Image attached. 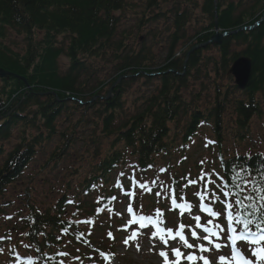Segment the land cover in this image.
Masks as SVG:
<instances>
[{
  "label": "trees",
  "instance_id": "16d2710c",
  "mask_svg": "<svg viewBox=\"0 0 264 264\" xmlns=\"http://www.w3.org/2000/svg\"><path fill=\"white\" fill-rule=\"evenodd\" d=\"M158 1L166 3L171 0H147V4L157 7ZM216 3L217 26L221 33L254 26L264 13L261 0H255L249 8H242L240 3L228 0H216ZM125 6L126 0H0V69L24 78L28 85L14 78L1 80L4 86L0 88V158L4 153V143L10 140L13 133L17 135V143L8 151L0 166V199L10 186L18 183L27 173L41 144L59 135L56 122L63 117V113L81 108L77 100L84 97H88V101L95 98L91 105H87L86 101L84 111L93 112L94 119L91 122L95 126L99 125L100 138L111 140L105 154L97 156V153L96 162L81 180H84L83 186L81 183L77 186V193L74 194L77 204L81 200L83 202L84 197L88 198L92 186L106 184L115 169L126 167L128 163L138 167L143 176L157 172L162 164L167 165L174 172L172 183L179 190L187 176L184 171L179 173L172 160L175 156L186 160V156L181 155L193 143V137L198 135L199 129L205 126L212 130L210 138L215 142L217 165L223 175L231 178L235 172H240V178L252 179L256 186L264 185V154L225 158L219 150L223 146L222 113L228 104L227 94H217L214 106L208 113L190 108L181 96L187 79L197 70L202 59V51L195 50L189 55L183 70L186 52L207 42L214 34L213 0H205L201 7L208 25L191 38L190 48L183 51L181 58L175 57V49L185 38L188 13L179 12V9L173 12V34L165 63L158 69L148 67L146 63L151 61V57L148 58L150 54L141 51L116 55L119 65L115 68L113 78L116 80L123 76L127 80L121 83L119 93L110 100L100 99L104 96V82L95 72L89 76L91 67L86 63V58H96L109 49L119 23L115 13L122 11ZM259 11L262 13L258 17ZM140 22H143V17ZM8 31L24 37L26 46L23 52H13L2 43ZM36 33L42 34L39 41H36ZM59 36L63 37L60 43L57 42ZM234 45L244 46V49L241 52L231 51ZM123 47L121 41L117 46L119 52ZM217 49L219 59L213 62L215 73L220 70L226 72L230 64L241 56L250 58L252 62L249 84L242 92V97L234 100L236 139L243 141L249 121L259 114L255 97L264 92V19L251 32H238L224 38ZM60 56L69 60L64 73L59 70ZM209 61L206 59L205 62L208 64ZM151 73L158 74L154 78L157 86L136 106L133 114L123 117L120 95L131 84V77L137 75L149 80ZM89 77H92L91 80ZM234 91L238 90L234 87ZM70 103L73 106H69ZM182 118H187V122L171 137L170 124L179 125ZM82 122L81 118L77 123ZM92 136L93 133L89 135ZM60 139L62 147L58 146L51 155L55 160L80 142L71 133L60 134ZM185 160L180 163L184 164ZM148 165L153 167L148 168ZM241 166L245 171H241ZM67 186L69 188L70 183ZM33 189L28 185L24 191H20L22 200L30 207V215L23 226V237L29 242L41 237L40 250H51L65 237L72 236L69 231L82 218L78 213L84 210L82 205L85 203L68 207L64 203L67 195L63 192L57 202L56 199L50 200V203L53 200L55 203H49L39 212L27 200L30 197L28 191ZM70 219L75 222L69 223ZM101 230L103 232L104 227Z\"/></svg>",
  "mask_w": 264,
  "mask_h": 264
},
{
  "label": "rangeland",
  "instance_id": "374dc122",
  "mask_svg": "<svg viewBox=\"0 0 264 264\" xmlns=\"http://www.w3.org/2000/svg\"><path fill=\"white\" fill-rule=\"evenodd\" d=\"M204 1L205 0H171L166 3H160L161 1H158L159 5L156 7L148 6L147 0H126L125 8L115 13L119 23L115 36L110 40L111 46H109V49L96 58H86V63L91 67L88 72L89 76L95 72L100 81L104 82L102 94L105 95L107 92L109 98L114 97L119 93L121 83L127 80L122 76L116 80L113 78L116 73L115 68L119 65V60L115 58L116 55L128 52L137 53L139 51L144 54H150V56L147 57H151V61L146 64H148V67L152 70L158 69V67L165 63L170 37L173 34L172 22L175 9H179V12L187 11L188 13V23L185 26V38L178 43L175 49V57L181 58L183 51L190 48L191 38L208 25L207 17L203 15L201 11ZM228 1L240 3L242 8H249L252 6L251 3L255 0ZM261 1L264 3V0ZM236 13L238 14V10ZM260 13L262 12H257L258 17ZM263 15L264 13L261 14V18H259L256 23L264 18ZM142 17L143 22H140ZM242 29L247 28L237 30H241L239 32L253 31H245ZM214 35L215 33L213 36ZM35 37L37 38H35L36 41H39L42 38V34L36 33ZM223 39L224 37L220 44ZM62 41L63 37L59 36L57 42L60 43ZM121 41L124 47L123 50L121 49L122 51L120 50L121 52H119L117 46L121 44ZM2 43L13 52H23L26 46L24 37L18 36L13 31H8L6 37L2 39ZM219 45L213 43L204 48H200L202 51V59L199 66L196 68L197 70L193 71L192 76L187 79L186 88L181 91V96L190 108H197L201 112L208 113L214 106L217 94L220 93L221 96L227 94L226 98L228 104L222 113L223 146L219 147V150L225 158L240 155L250 156L252 154L263 155L264 92L258 93L255 97V102L259 106V114L249 121L247 126L248 131L244 140L241 141L240 139H236L237 125L234 112V100L242 97V92L247 87L242 90L235 87L234 79L228 74V70L232 63L224 73L221 70L217 73L213 71V62H217L219 59L217 49ZM243 49L244 46L241 45H234L231 47V51L234 52H241ZM189 55L185 56L182 66L183 70L186 68ZM206 59H210L208 64L205 62ZM58 65L60 72L64 73L69 66L68 58L60 56ZM197 72L199 75H196ZM153 75H155V73H151L148 76L151 80L139 78L137 75L131 77V84L128 88L126 87V91L122 93V96L120 95V101H123V117H128L133 114L136 110V106L140 105L157 86V81H155V77H152ZM91 78L92 77H89L90 80ZM3 86L4 84L0 80V88ZM234 87L238 91H234ZM81 99H84L83 101L81 100V108L72 113H63V117L61 119L59 118L60 120L56 122V131L59 135H56L51 141L41 144L40 149H37V153L31 165L26 170L27 173L22 176L15 186L8 190L4 200H12V207L15 208V205L16 207H22L21 200L17 196L20 195V191H24L26 186L30 185L34 188L29 191V198L32 204H35L38 210H43L48 206L50 200L58 198L62 192L65 191L66 182L68 183L71 181L72 185L80 182L91 169V166L96 162L97 156L105 154L106 150H108L109 141L111 139L102 140V138H100L99 125L95 126L94 123L91 122V120L94 119L92 115L93 112H91V110L84 111L88 97ZM91 103L92 100L88 101L87 105H91ZM68 105L72 106L71 104ZM81 118L83 122L77 123ZM185 122H187V118H182L179 125L170 124V128L172 129L171 137H173L174 132L177 133L178 129L179 131L181 130ZM199 130L198 135L193 137V140H195L193 142L194 144L191 143L189 145V150L186 152V159H188V162L179 170V172H182L183 169H186L189 174H194L193 178L197 177L202 170L209 171L210 169H218L216 166L217 161L215 160V150L217 149L215 146L212 147L208 143L212 136V130L206 126L201 127ZM70 133L71 135L74 134V137L80 140V142L74 145L72 149H69L64 155H60L57 160L54 158L52 159L51 155L54 154V150L58 146L62 147L63 145L60 134ZM92 133L93 136L89 137ZM81 139L83 140L81 141ZM16 143L17 135L13 133L10 140L3 145L4 156L0 158V163L4 160L6 152ZM97 153L99 155H97ZM202 161L204 162L203 164L201 163ZM65 192H68V190ZM119 202L116 209L120 215L119 219L122 221V225L125 226L128 219V216L125 215L126 201ZM135 206L138 208L137 205ZM12 207L9 208L8 213L12 212ZM119 209L122 210L120 211ZM115 217L117 218L118 216ZM115 220L116 219H114V221ZM0 227L4 228V230L6 229V231H4L5 233L7 232V225H1ZM146 241L147 242H141V249L139 251L133 247L126 251L118 245L116 253L117 258L114 264H158V257L154 252L149 251V239H146Z\"/></svg>",
  "mask_w": 264,
  "mask_h": 264
},
{
  "label": "snow or ice",
  "instance_id": "6c2138e0",
  "mask_svg": "<svg viewBox=\"0 0 264 264\" xmlns=\"http://www.w3.org/2000/svg\"><path fill=\"white\" fill-rule=\"evenodd\" d=\"M152 167L148 165V168ZM159 171L165 172L166 169ZM241 171H245L242 166ZM120 176H125V172L122 171ZM237 178H240V172L226 178L219 172L202 170L195 178H184L186 183L179 190L171 185L163 187V182H160L157 184V197L170 200L169 211H178L180 217L187 213L191 221L177 225L175 218L166 219L159 207L154 215L141 214L143 205L137 208L129 203L126 205L128 219L125 231H132L123 239V244L130 246L133 242L139 251L138 241L142 230L147 228L143 235L149 238V251L158 257V264H264V185L256 186L252 179ZM132 183L137 191H151L147 184L135 177ZM189 186L197 197L195 203L186 198L185 189ZM117 187H121L119 181ZM161 188L162 191L159 190ZM125 194L135 195L131 192ZM103 199L101 196L97 202ZM111 199L116 200V197ZM106 207H98L96 211L102 213ZM108 211L112 209L108 208ZM82 223L91 224L93 221ZM108 235L114 239L111 233ZM59 255L66 257L68 253ZM100 256L111 264V255L101 252ZM17 264L25 262L17 256ZM26 264H35V261L29 256ZM59 264L65 262L61 260Z\"/></svg>",
  "mask_w": 264,
  "mask_h": 264
},
{
  "label": "water",
  "instance_id": "95a60500",
  "mask_svg": "<svg viewBox=\"0 0 264 264\" xmlns=\"http://www.w3.org/2000/svg\"><path fill=\"white\" fill-rule=\"evenodd\" d=\"M213 2H214V18H215L214 19V27H215V29H217L216 0H213ZM263 17H264V15H263ZM252 29L253 28L248 27L247 29H242V30L250 31ZM239 31H241V30L228 32V33H224V34H220V33L216 32L215 35L212 36L208 42H206L203 45H200V46L193 48L192 50L189 51V53L187 55L192 53L194 50L201 48V47L204 48L209 44L215 43L216 45H219L223 37L230 36L236 32H239ZM251 67H252L251 61L247 57H240L232 63V65L228 71V74L234 78V84L238 89L242 90V89L247 87L248 82H249L250 77H251V71H252ZM6 77H13L15 79L24 80L23 78H20L16 75H13V74L8 73L6 71L0 70V78L3 79Z\"/></svg>",
  "mask_w": 264,
  "mask_h": 264
}]
</instances>
